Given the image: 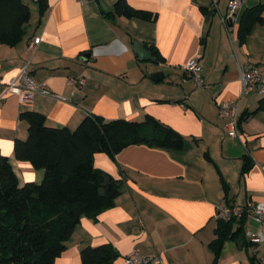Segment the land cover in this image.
Here are the masks:
<instances>
[{"label": "crops", "instance_id": "obj_1", "mask_svg": "<svg viewBox=\"0 0 264 264\" xmlns=\"http://www.w3.org/2000/svg\"><path fill=\"white\" fill-rule=\"evenodd\" d=\"M21 1L30 16L16 45L0 44V86L27 66L49 95L36 93L27 104L9 95L0 106V155L19 186L44 177L14 156L15 141L28 136L23 112L70 131L87 116L133 122L151 116L185 139L181 151L135 145L114 159L96 154L94 168L117 184L119 194L113 207L80 219L54 264H81L83 248L104 244L116 253L112 264H125L134 249L157 264H260L243 237L225 241L218 255L210 245L219 207L264 198L263 98L239 99V139L228 136L227 119L218 112L240 95L239 64L264 63V0H241L228 27L221 17L229 0H125L155 15L151 21L106 18L119 0H45L42 16L34 0ZM258 6L261 23L250 16ZM34 37L40 41L32 51ZM135 41L155 51L157 63L140 61ZM191 59L198 60L208 88L183 82L182 67ZM78 79L81 88L72 82ZM259 230L264 233L244 220L243 231Z\"/></svg>", "mask_w": 264, "mask_h": 264}, {"label": "trees", "instance_id": "obj_2", "mask_svg": "<svg viewBox=\"0 0 264 264\" xmlns=\"http://www.w3.org/2000/svg\"><path fill=\"white\" fill-rule=\"evenodd\" d=\"M34 1L42 16L47 8L45 0ZM261 10L258 6L250 14H257L254 20L260 23ZM29 16V7L21 0H0V44L16 45ZM104 16L155 19L152 13L134 9L125 0H119ZM247 32L248 28L240 38ZM150 54L159 60L155 51ZM262 98L258 109L264 108ZM19 119L27 124L28 136L25 141H15L14 156L35 170H43L44 177L38 184L19 186L8 159L0 155V264H54L82 217H95L113 207L118 186L115 182L108 185L105 195L100 196L104 175L93 166L96 154L114 159L129 146L181 151L185 145L179 133L151 116L142 122L87 116L74 131L46 127L45 117L37 112H23ZM246 170L247 164L242 173ZM244 220L218 222L217 237L210 245L215 255L225 241L244 239ZM115 257L109 244L85 247L80 252L81 264H112Z\"/></svg>", "mask_w": 264, "mask_h": 264}, {"label": "built area", "instance_id": "obj_3", "mask_svg": "<svg viewBox=\"0 0 264 264\" xmlns=\"http://www.w3.org/2000/svg\"><path fill=\"white\" fill-rule=\"evenodd\" d=\"M214 2V1H213ZM215 3V2H214ZM241 0H229L227 12L221 17L224 27L232 24L233 19L240 12ZM39 37H34L28 48L34 50L39 43ZM201 66L197 59L189 60L182 67L183 82L193 81L198 88H208L201 77ZM238 79L240 82V95L238 98L229 99L218 106L219 115L227 119L226 131L229 137L239 139L240 117L238 115L239 99L241 97H264V63L255 64L245 62L239 64ZM78 88H81L84 81L78 79L72 81ZM39 93L49 95L43 84L37 85L27 72V66L16 77L0 86V106L9 95H16L22 103H30L34 94ZM218 221L229 222L240 219L251 220L264 227V198L261 201H249L243 206L227 205L219 207L214 215ZM248 243L249 253L252 257H257L260 264H264V233L259 230L256 233L251 231L243 232ZM125 264H157V260L152 257L142 256L137 249L132 250L124 258Z\"/></svg>", "mask_w": 264, "mask_h": 264}, {"label": "water", "instance_id": "obj_4", "mask_svg": "<svg viewBox=\"0 0 264 264\" xmlns=\"http://www.w3.org/2000/svg\"><path fill=\"white\" fill-rule=\"evenodd\" d=\"M133 51L138 56V59L142 62H152L157 63V60L148 52L146 48H144L140 43L133 42L132 45ZM114 181H111V178L109 176H103V182L100 185L99 194L100 196L105 195V188L108 185H113Z\"/></svg>", "mask_w": 264, "mask_h": 264}]
</instances>
